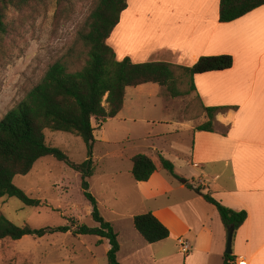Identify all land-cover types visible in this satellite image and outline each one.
<instances>
[{
	"label": "crops",
	"instance_id": "1",
	"mask_svg": "<svg viewBox=\"0 0 264 264\" xmlns=\"http://www.w3.org/2000/svg\"><path fill=\"white\" fill-rule=\"evenodd\" d=\"M158 2L160 6L166 2L160 15L163 25L155 29L148 49H142V35L131 29L126 13L128 0L108 39L116 55L119 47L121 59L130 57L136 63L170 57L168 62L192 66L201 56L229 54L234 64L227 70L195 75L194 96L200 112L178 114L175 98L165 97L176 115L158 121L167 128L148 134L151 142L146 154L158 170L148 181L135 179L136 201L169 228L167 239L187 244V253L181 246L179 251L191 264H223L228 228L216 207L182 178L201 185L225 206L248 212V219L234 234L231 264H264V5L234 21L221 22L220 0ZM216 106L229 108L216 114L212 131L198 130L209 120L205 108ZM134 155L127 157L130 172ZM161 157L173 162L178 176L162 168ZM137 236L143 238L139 232Z\"/></svg>",
	"mask_w": 264,
	"mask_h": 264
},
{
	"label": "rangeland",
	"instance_id": "2",
	"mask_svg": "<svg viewBox=\"0 0 264 264\" xmlns=\"http://www.w3.org/2000/svg\"><path fill=\"white\" fill-rule=\"evenodd\" d=\"M96 1L33 0L21 9H10L9 31L0 38V121L43 80L52 64L64 62L71 70L85 64L87 50L79 33ZM158 1L135 0L132 4L131 0L126 12L132 21L131 29L142 35L139 41L142 49H148L155 29L163 23L160 15L164 14L162 5L166 2L160 6ZM109 43L113 44L112 40ZM117 48L118 59H121V51ZM165 97L172 98L159 84L128 88L126 106L117 118L103 123L94 121L95 171L89 178V191L98 200L101 214L119 234L121 264H191L173 239L154 244L141 236L139 240L132 217L149 212V209L136 201V180L128 170L127 157L148 152L149 132L164 130L167 124L158 121L176 115ZM175 105L178 114L202 110L194 92L175 97ZM46 136L50 146L64 151L73 161L80 163L88 158L87 146L80 136L52 130H47ZM14 183L43 203L34 207L16 197L1 198L0 212L16 225L62 226L69 224L67 218L73 216L89 227L99 226L84 196L81 174L56 157L40 158L32 171L16 176ZM109 249L105 238L75 235L71 231L41 238H6L0 239V264H109Z\"/></svg>",
	"mask_w": 264,
	"mask_h": 264
},
{
	"label": "trees",
	"instance_id": "3",
	"mask_svg": "<svg viewBox=\"0 0 264 264\" xmlns=\"http://www.w3.org/2000/svg\"><path fill=\"white\" fill-rule=\"evenodd\" d=\"M33 0H0V38L9 31L7 16L11 8L21 9ZM264 5V0H220L219 20L234 21ZM128 0H97L79 33L87 50V60L78 69L71 70L64 62L52 64L43 78L17 106L0 121V199L16 197L28 206H40L42 200L30 197L14 183L18 175L32 171L42 157L54 156L81 174L85 198L90 202L91 215L99 226L89 227L73 216L69 224L62 226H19L0 212V239L19 240L25 236L44 237L48 234L71 231L75 235L90 234L108 240L109 264H121V244L113 224L106 220L99 209V202L89 191V178L94 174L93 150L96 143L94 121L106 122L116 117L124 107L127 88L155 83L166 89L167 95L175 98L196 92L195 75L230 69L234 59L229 54L205 55L192 66L168 61L133 62L130 57L118 59L108 39L119 24ZM188 87V88H185ZM185 88V89H184ZM229 106L206 107L209 120L198 130L212 131L218 112ZM62 131L80 136L87 146L88 158L80 163L73 161L64 151L47 143L46 131ZM161 166L173 176L172 161L161 157ZM132 175L137 181H148L158 170L153 158L146 153L132 157ZM182 178V177H181ZM186 186L214 205L227 228L235 232L248 219L246 210L231 209L218 201L210 190L182 178ZM136 229L150 244L170 237L169 228L151 211L135 215ZM235 255L226 253L223 264H231ZM6 264V263H5ZM26 264V263H22Z\"/></svg>",
	"mask_w": 264,
	"mask_h": 264
},
{
	"label": "water",
	"instance_id": "4",
	"mask_svg": "<svg viewBox=\"0 0 264 264\" xmlns=\"http://www.w3.org/2000/svg\"><path fill=\"white\" fill-rule=\"evenodd\" d=\"M234 231H235V228L233 225L228 228L227 250H226V253H228V254L233 253L232 247H233Z\"/></svg>",
	"mask_w": 264,
	"mask_h": 264
},
{
	"label": "built area",
	"instance_id": "5",
	"mask_svg": "<svg viewBox=\"0 0 264 264\" xmlns=\"http://www.w3.org/2000/svg\"><path fill=\"white\" fill-rule=\"evenodd\" d=\"M180 246H181V250L184 253H187L189 251V247L187 246V244L183 240L180 241Z\"/></svg>",
	"mask_w": 264,
	"mask_h": 264
}]
</instances>
